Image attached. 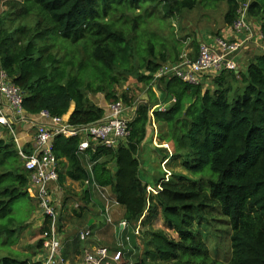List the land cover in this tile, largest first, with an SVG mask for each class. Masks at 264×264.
I'll use <instances>...</instances> for the list:
<instances>
[{"label": "trees", "instance_id": "trees-1", "mask_svg": "<svg viewBox=\"0 0 264 264\" xmlns=\"http://www.w3.org/2000/svg\"><path fill=\"white\" fill-rule=\"evenodd\" d=\"M225 1L224 24L231 26L238 9L248 2V14L260 18L264 40V0ZM196 4L197 0H6L7 8L0 12V64L23 90L27 113L69 112V124H90L100 120L105 109L90 101L89 93H103L111 104L128 103L116 86L129 78L149 84L163 64L179 60L178 39L169 43L145 26ZM211 82L213 89L177 77L165 79L164 93L174 102L153 111L155 122L165 126L160 139L171 143L173 158L182 159L185 169L199 176L162 181L155 194L146 190L137 156L149 108L157 103L151 87L152 98L136 106L126 141L117 147L93 143L80 153L79 135L57 134L52 152L58 184L63 189L65 179H71L84 186L79 193L68 192L69 197L63 193L61 216L70 208L75 226L90 228L93 236L94 224H87L93 189L85 184L92 177L132 227L160 213L165 227L176 233L174 238L161 230L151 232L145 254L152 261L138 258L134 264H264V51L249 62L246 74L225 70ZM23 150L31 154V144ZM28 175L15 142L0 137V245L10 252L21 231L13 227L11 204L20 197L32 201ZM76 201L82 202L78 209L72 206ZM213 211L231 230L227 260L212 255L197 228ZM80 243L75 230L63 241V258L76 263L84 249ZM115 247L114 241L109 248ZM13 256H0V264H28Z\"/></svg>", "mask_w": 264, "mask_h": 264}, {"label": "built area", "instance_id": "built-area-1", "mask_svg": "<svg viewBox=\"0 0 264 264\" xmlns=\"http://www.w3.org/2000/svg\"><path fill=\"white\" fill-rule=\"evenodd\" d=\"M247 7L248 4L245 3L238 9L237 19L232 24L235 33L244 34L242 39L216 36L211 42L200 43L195 58L184 54L173 63L163 64L152 74V81L165 76L167 78L177 77L194 85H207L221 72L237 70L240 62L239 54L245 45L253 39L262 40L260 28H253L248 20ZM23 97V90L13 82L0 64V137L8 136L15 142L24 160V167L29 172L27 190L29 195L36 199L44 225L40 235L39 261L41 264H72L62 256L65 232L64 220L61 218L62 208L59 199L56 158L52 152L54 138L57 134L79 135L78 151L80 153H84L93 143L117 147L126 141L130 119L124 118L123 103L117 101L109 105V111L100 120L74 126L67 121L69 115L67 117L66 115L51 116L46 110L35 114L27 113L23 108ZM172 101L174 102V98ZM166 108L165 105L159 103L149 108V119L155 135L153 111ZM25 126H29V129L33 131L32 140L29 142L32 151L29 155L23 150L27 143H23L20 139V133L24 131ZM154 142L157 144L156 140ZM164 146L169 148L167 143H164ZM88 171L92 176L91 164L88 165ZM85 184L91 185L92 191L97 193L103 202L100 214L107 224L113 226L116 247L113 250H110L107 245L84 247L79 261L74 264H134L131 257L134 252H131L127 246L130 243L131 234L139 236L141 219L133 227L124 219H119L115 223L111 216L112 204H116L114 199L106 194L104 188L92 177L86 179ZM157 187L147 185L146 190L148 193H156ZM72 206L74 209L79 208L77 202ZM76 235L84 243L91 236V230L85 227L78 230Z\"/></svg>", "mask_w": 264, "mask_h": 264}, {"label": "rangeland", "instance_id": "rangeland-1", "mask_svg": "<svg viewBox=\"0 0 264 264\" xmlns=\"http://www.w3.org/2000/svg\"><path fill=\"white\" fill-rule=\"evenodd\" d=\"M6 8V0H0V12ZM226 9L227 3L225 0L213 4L206 0H197V4L193 9L184 10L179 15L170 16L162 21L152 20L147 26H145V28L157 31L169 43L178 39L176 43L178 44V42H180V44H182L181 52L183 55H190L187 46L191 44L193 47L192 54L197 55L198 47L202 40L218 35L219 29L224 25L223 16ZM239 55V67L241 70V68H244V60L242 52ZM166 78L167 77L162 76L156 81H151L149 84L139 82L135 78H129L125 82L116 86L117 94L120 96L125 94L130 100L128 103L122 102L124 106V118L131 120L134 116L133 108H135L138 104L149 101L150 98H152V95L149 93V87H151L153 97L157 101L156 104H163L165 107H169L173 104L172 98L166 97L164 93V82ZM232 87L234 89L237 88V84L234 81H232ZM210 88H212V86ZM88 97L90 101L103 107L105 109V113L109 111V105L111 103L105 101L103 93H89ZM71 107L73 108V105ZM156 127L157 132L155 139L157 144L153 142V131L150 125L147 124V130L151 131L152 135L150 133L145 136L143 140V142L146 141L145 147L142 148V143L141 149L137 155L140 162V177L143 182L145 181L147 185L156 188L162 181H166L168 179L180 180L176 177L177 175L185 176L191 180L198 179L199 175H192L187 169H185L182 164V159L172 157L171 143H167L160 139L161 134L165 135V126L163 124L156 123ZM164 143H167L169 148L164 146ZM55 193L58 195L57 192ZM76 202L79 206L82 205L81 201ZM102 203L101 199H99L98 204L101 205ZM72 205L74 204L72 203ZM11 208V216L14 221L13 227L16 229L15 232L18 233L20 230L21 231L17 240L10 244L13 252H10L6 246L4 247L0 245V256L15 255L13 257L20 260L24 259L28 264H35L36 262H39L40 247L37 246V241L41 235V229L43 227V223H41V219H43V217L41 216L36 199L32 198L31 201L28 198L20 197L12 202ZM120 210L122 212V208L118 210L112 204L111 212H113L114 220L116 222L122 214H120ZM212 213V215L208 216L207 220L201 221L197 228L202 233L208 247L212 250V255L218 257L220 260H227L230 256L229 238L231 230L228 223L222 219V216L219 215V213L215 211ZM66 217L67 215L65 214L63 217L65 232L64 237H70L71 234H74L75 230L77 232L85 227L83 225L75 226L77 221L71 220L68 222ZM21 226L23 227L20 228ZM140 227L141 232L139 236H132L129 245L127 246L131 252H134L131 256L133 261H136L138 258H143L147 262L152 261V259L145 254L146 250L149 249V238L151 236V232L161 230L169 237H176V233L173 230L165 227L160 213L148 217V219L145 218L142 223L140 222ZM103 229V227L100 228L98 236L96 235V237H94V241L87 239L85 244L82 242L80 243L81 246L88 247L90 243H92L95 245H107L113 248L115 241L113 227L106 226V228L104 230ZM25 230L28 233L27 235L24 234ZM102 230L105 233H102ZM75 261L79 260L76 259Z\"/></svg>", "mask_w": 264, "mask_h": 264}, {"label": "crops", "instance_id": "crops-1", "mask_svg": "<svg viewBox=\"0 0 264 264\" xmlns=\"http://www.w3.org/2000/svg\"><path fill=\"white\" fill-rule=\"evenodd\" d=\"M247 17H248L249 22H251L253 28H256V29L260 28V18L259 17L252 16L249 14L247 15ZM216 36H222V37L227 38V39L240 40L244 37V34L235 33V31L232 29V26L224 24L219 29L218 35H216ZM216 36L206 38V39L202 40L201 43L211 42ZM187 48H188V51L190 53L189 57H191V58L195 57L196 54H194V55L192 54L193 53V47L191 46V44H189L187 46ZM263 51H264V40L258 41L257 39L256 40L253 39L252 42H248L245 45L244 49L242 50V55H243V60H244V68H241V70L239 69V72L241 71V72L246 74L249 62L251 60H253L255 55L261 54ZM209 83L210 84L208 86L211 87V85H212L211 80L209 81ZM134 113H135V108H133V115H134ZM68 115H69V113L66 114V117ZM148 124L152 128V131H153L152 140L154 142V140H156L155 139V131H154V128H153V125L151 124V122H149ZM155 127H156V123H155ZM156 132H157V127H156ZM150 133L152 135V132L147 130L146 136H147V134H150ZM32 137H33V131L29 129V126H25L24 131H22L20 133L21 141L23 143L28 144L32 140ZM145 142H143L142 148L145 147ZM58 187L60 188L59 199L63 196V193H64L65 197H69L70 194L68 192H70L73 195L74 193L81 192V190L84 188V186L82 185V183L80 181H75V180H71V179H65V181L63 183V189H62V187H60L59 184H58ZM99 199H100V197L98 196V194L95 193L94 191H92L91 202L87 206V224L88 225L94 224L92 227L93 236L88 238V239H91L92 241H94V237H96V235L98 236V232H99L100 228L103 227L105 229L107 226V223H105L103 216L100 214V209L102 207V204L101 205L98 204ZM113 206H115L118 210L121 209V207L118 206L117 204H114ZM121 213L122 212L120 210V214ZM65 214L67 215L66 218L68 219V222L71 220H73V221L76 220L75 214L71 213L70 208L63 212V217L65 216ZM119 219H121V216L119 217ZM113 220H114V218H113ZM103 221H104V223H103ZM114 222H115V220H114ZM41 223H42V221H41ZM41 223H40V225H41ZM103 230H102V233H105V232H103ZM24 234H26V235L28 234L26 232V230H25ZM64 235H65V233H64ZM23 236H25V235H23ZM64 239H66V236L64 237ZM90 245L93 246L95 244L90 243Z\"/></svg>", "mask_w": 264, "mask_h": 264}, {"label": "clouds", "instance_id": "clouds-1", "mask_svg": "<svg viewBox=\"0 0 264 264\" xmlns=\"http://www.w3.org/2000/svg\"><path fill=\"white\" fill-rule=\"evenodd\" d=\"M244 4H245V3H244ZM247 4H248V2H247ZM247 15H248V12H247ZM231 26H232V25H231ZM260 30H261V28H260ZM262 40H263V39H262ZM199 45H200V44H199ZM198 48H199V47H198ZM182 55H183V54H181V56H182ZM186 55H187V54H186ZM181 56H180V57H181ZM187 56H188V55H187ZM196 56H197V55H196ZM196 56H195V57H196ZM195 57H193V58H195ZM190 58H191V57H190ZM239 69H240V67H239L237 70H232V71L238 73V72H239ZM213 78H214V77H213ZM211 80H212V79H211ZM209 84H210V83H208L207 85H201V86H205V87H207ZM153 106H154V105H153ZM151 107H152V106H151ZM151 107H150V108H151ZM167 108H168V107H167ZM135 109H136V107H135ZM68 113H69V112H68ZM68 113H67V114H68ZM154 121H155V120H154ZM149 122H150V119H148V123H149ZM61 218H62V220H63V217H62V216H61ZM121 219H122V218H121ZM118 220H119V219H118ZM118 220H117V221H118ZM42 221H43V220H42ZM113 221H114V220H113ZM42 223H43V222H42ZM105 223H106V222H105ZM115 223H116V221H115ZM43 227H44V225H43ZM43 227H42V228H43ZM112 227H113V226H112ZM90 237H91V236H90ZM38 240L40 241V236H39ZM86 242H87V241H85L84 243L82 242V243L85 244ZM39 262H40V261H39ZM40 263H41V262H40Z\"/></svg>", "mask_w": 264, "mask_h": 264}]
</instances>
